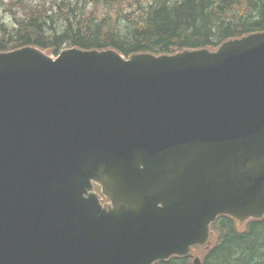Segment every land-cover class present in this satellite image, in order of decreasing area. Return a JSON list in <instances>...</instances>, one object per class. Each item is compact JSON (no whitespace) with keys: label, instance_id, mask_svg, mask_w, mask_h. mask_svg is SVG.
<instances>
[{"label":"water","instance_id":"water-1","mask_svg":"<svg viewBox=\"0 0 264 264\" xmlns=\"http://www.w3.org/2000/svg\"><path fill=\"white\" fill-rule=\"evenodd\" d=\"M219 215L264 217V31L0 52V264H153L195 254Z\"/></svg>","mask_w":264,"mask_h":264},{"label":"trees","instance_id":"trees-1","mask_svg":"<svg viewBox=\"0 0 264 264\" xmlns=\"http://www.w3.org/2000/svg\"><path fill=\"white\" fill-rule=\"evenodd\" d=\"M52 1L11 9V22L0 20V52L37 46L55 55L67 47L115 48L126 56L173 53L215 49L227 39L264 31V0ZM218 221L211 248L198 247L201 264H264V218L242 230L231 217ZM155 264L194 261L187 255Z\"/></svg>","mask_w":264,"mask_h":264},{"label":"rangeland","instance_id":"rangeland-1","mask_svg":"<svg viewBox=\"0 0 264 264\" xmlns=\"http://www.w3.org/2000/svg\"><path fill=\"white\" fill-rule=\"evenodd\" d=\"M11 1H14L15 3L11 4ZM51 2L53 1L52 0H0V20L6 23L11 22L12 19L11 9L21 12L23 9H29L30 4L39 5V4L51 3ZM2 4L7 5L6 7L8 10L4 6H2Z\"/></svg>","mask_w":264,"mask_h":264}]
</instances>
